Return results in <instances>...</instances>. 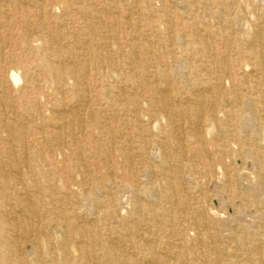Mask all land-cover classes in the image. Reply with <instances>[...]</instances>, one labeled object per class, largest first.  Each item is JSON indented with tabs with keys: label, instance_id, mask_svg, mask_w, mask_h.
Here are the masks:
<instances>
[{
	"label": "bare ground",
	"instance_id": "1",
	"mask_svg": "<svg viewBox=\"0 0 264 264\" xmlns=\"http://www.w3.org/2000/svg\"><path fill=\"white\" fill-rule=\"evenodd\" d=\"M47 3L0 0V264H264V0Z\"/></svg>",
	"mask_w": 264,
	"mask_h": 264
},
{
	"label": "rangeland",
	"instance_id": "2",
	"mask_svg": "<svg viewBox=\"0 0 264 264\" xmlns=\"http://www.w3.org/2000/svg\"><path fill=\"white\" fill-rule=\"evenodd\" d=\"M55 3H58V8H57L58 11L56 10V13H60L61 9L63 7V0H48L47 7L55 5ZM22 32H23V28H21V27H16L14 29V33H16V34L22 33ZM35 33H36V31H33L31 33V37L27 38V40L24 44L19 45L17 47H14L12 49V54L17 55V56H21L23 53L24 47H26V46L31 47L30 44H31L32 35H36ZM43 42H44L43 40H38V41L34 42V44H36L37 46H41L43 44ZM7 67L17 71V73L19 74V76H20L19 82L15 86L16 89H19L24 83V78H23L24 69L21 68L20 66L16 65V64H14V63H8ZM49 89H50V87H49V85H47V87H43L40 91L41 100L45 105H48L47 94L49 92ZM3 135H6V134L3 133ZM22 159H24L23 156H22ZM21 168L23 170H26L23 163L21 164ZM249 168H250V166L248 165V166H245V168H243V169L249 170ZM28 180H29V178L27 177L26 181L28 182ZM244 182H247V181L244 180ZM14 183H15L17 188L21 187V185H22L21 182H19V181H16ZM19 189H21V188H19ZM206 191H207L208 199L206 200L205 205L207 207H214L215 209L222 210V213L225 217H229L231 214H233L232 209H234V208L229 204V202H227V197H224L223 195H221V196L214 195L216 193V190L214 188H207ZM232 201L234 202V200H232ZM87 202L88 201H85V203H87ZM239 202H240V200L237 201V203H239ZM16 203L21 205L22 203H25V202L20 200V201H17ZM253 211H255V209L251 206L250 209H248V211H245L242 214L243 220L244 221L248 220L247 222H252L254 225L259 226L262 222V217L258 214L254 215L253 213H255V212H253ZM226 213L228 215H226ZM258 228H259V230H262V228L260 226ZM256 230H258V229H256ZM225 234L229 235V231L228 230L225 231ZM9 243H10V241H9ZM9 246H11V245H9ZM228 247H230L229 251L232 253L233 252L232 245H228ZM19 250H20V253L15 256L13 263H15V261H17L18 259H21V258H27L28 259V258L32 257V250H31L30 244L27 241H25L23 239L20 240ZM196 251H198V249H195V247H194V253ZM252 254L254 255V253H252Z\"/></svg>",
	"mask_w": 264,
	"mask_h": 264
}]
</instances>
